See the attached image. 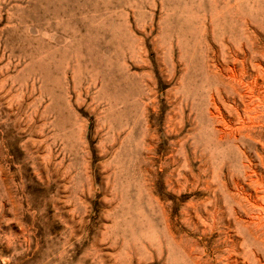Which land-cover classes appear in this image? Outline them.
<instances>
[{"label":"rangeland","instance_id":"obj_1","mask_svg":"<svg viewBox=\"0 0 264 264\" xmlns=\"http://www.w3.org/2000/svg\"><path fill=\"white\" fill-rule=\"evenodd\" d=\"M0 264H264V0H0Z\"/></svg>","mask_w":264,"mask_h":264}]
</instances>
